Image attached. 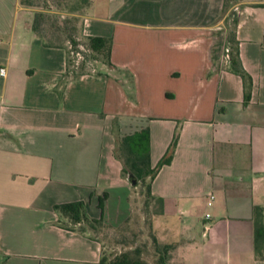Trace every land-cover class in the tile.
<instances>
[{
    "label": "crops",
    "instance_id": "1",
    "mask_svg": "<svg viewBox=\"0 0 264 264\" xmlns=\"http://www.w3.org/2000/svg\"><path fill=\"white\" fill-rule=\"evenodd\" d=\"M260 3L230 7L244 103L232 35L216 41L222 0H89L82 33L111 39L109 64L78 76L32 32L37 8L0 0V264H98L102 242L54 205L81 202L117 227L131 211L126 174L152 169L153 235L173 245L162 264H264L252 222L264 204Z\"/></svg>",
    "mask_w": 264,
    "mask_h": 264
},
{
    "label": "trees",
    "instance_id": "2",
    "mask_svg": "<svg viewBox=\"0 0 264 264\" xmlns=\"http://www.w3.org/2000/svg\"><path fill=\"white\" fill-rule=\"evenodd\" d=\"M37 0H20V3L32 6L35 8H38L33 13L32 21H31V30L32 32L38 36L42 42L43 46L46 47H62L61 43L55 42L53 40V37H51L52 30L51 28V22L49 21L53 5L46 3L47 0H42V5H39L36 3ZM80 3L82 14L84 12V9L89 5V0H78ZM228 1H237V0H222V7L224 8L226 3ZM260 5H264L263 3H260ZM41 8V9H40ZM71 12V11H69ZM50 22L47 30L44 27V23ZM236 22V18H232V28ZM64 29V27H63ZM80 30L82 31V28L80 27ZM80 32L82 43L90 50L92 53L93 58H96V60L100 64L108 65L109 64V51H110V44L111 39L110 38H104V37H96V36H87ZM232 35V39L230 38V44L231 49L229 48L228 52V63L229 68L232 72L237 74L242 81V91H243V101L244 103L248 100L249 97V90H250V78L246 74V72L241 68L238 60V53L236 49L235 41L233 40V32L231 31L228 33V35ZM229 38V36H227ZM67 41L70 43H73L74 45L76 42L71 39L70 36L66 38ZM229 40V39H228ZM72 44V45H73ZM65 51V62H66V73H70L72 76H78L80 74H83L82 70L79 72H75L72 74V70L69 69L68 65V51L64 48ZM99 57V58H98ZM175 143V139L172 141L170 147L168 148V154L166 157L162 159L158 163V166L161 163H167L170 158V152L173 148ZM154 173V169L150 171V174L148 176V181L145 183V200L144 203H147V200H151L150 195V181L152 179ZM140 182H144L142 179H138ZM136 186V184L134 185ZM144 204V205H145ZM54 210H56L58 213H60L64 218H66L67 222L70 224H78L81 225L83 228H87L88 231L91 233V237L97 241L102 242V246L104 243V236L106 235V230L112 231L113 233H116L119 235L118 241H116L118 244L122 243L121 235L124 234L125 228L130 223H135L132 219V215L135 212V208L132 206V210L130 211V216L126 218L124 222H122L117 227H108L102 224L101 220L99 219H89L87 218L83 213V207L81 202H69V203H62L54 205ZM152 214H155V211L152 212ZM252 222H253V251L256 257L260 259H264V204L259 206H254L252 208ZM98 235H101V237L98 238ZM124 237V235H123ZM152 244L154 245V250L157 253V264H162L163 262V255H165L166 251L172 248L173 245L171 244H164L160 245L156 242L154 235L151 237ZM159 246V249L158 247ZM139 250L136 247L129 246L127 249L125 248L122 251H119L117 254H113L111 257L106 256L104 254V251L100 252L98 264H145L139 257H138Z\"/></svg>",
    "mask_w": 264,
    "mask_h": 264
},
{
    "label": "rangeland",
    "instance_id": "3",
    "mask_svg": "<svg viewBox=\"0 0 264 264\" xmlns=\"http://www.w3.org/2000/svg\"><path fill=\"white\" fill-rule=\"evenodd\" d=\"M264 2V0H237L228 1L223 8V14L225 18L222 25H225V29L222 28L216 30V41H218V48H221V38L228 35L229 31L232 30V18L234 12L230 9L233 5L243 4H257ZM36 3L42 5V0H37ZM46 3L53 5L51 16L49 21L51 22V37L57 43H61L63 49L68 51V65L69 69L72 70V74L82 70L84 73H94L99 69L100 63L93 58L92 53L88 48L82 43V38L80 35V27L82 22V11L80 3L78 0H47ZM39 9V7L37 8ZM41 9V8H40ZM71 11V12H69ZM43 24L46 31L50 22ZM64 27V29H63ZM81 31V30H80ZM222 32L220 34L219 32ZM82 33V31H81ZM71 37L73 42L70 43L66 38ZM73 44V45H72ZM99 58V57H98ZM66 63V62H65ZM131 174L127 173L126 175ZM144 182L136 180L134 185H130V209L132 206L135 208V212L132 215V219L136 221L135 223H130L124 230V237L121 235L122 243L118 244L116 241L119 239V235L113 233L112 231L106 230V235L104 236L103 251L106 256H112L117 254L119 251L127 249L129 246L136 247L139 250L138 257L145 264H157V253L154 250V245L152 244L151 237L153 235L151 226L152 212L156 211L155 204L144 203L145 200V183L148 181V177L142 179ZM145 204V205H144ZM130 216V214H129ZM128 216V217H129ZM127 217V218H128ZM67 222V220L65 221ZM67 224V223H66ZM101 235H98V238ZM160 246V245H159ZM159 246L158 249H159Z\"/></svg>",
    "mask_w": 264,
    "mask_h": 264
},
{
    "label": "built area",
    "instance_id": "4",
    "mask_svg": "<svg viewBox=\"0 0 264 264\" xmlns=\"http://www.w3.org/2000/svg\"><path fill=\"white\" fill-rule=\"evenodd\" d=\"M226 52H227V49H225V53ZM226 57H227V55H225V58ZM4 73H5L4 68L3 67H0V76H4ZM212 199H213V195L212 194L208 195L206 204L207 205H210L211 202H212ZM208 217H209V214L208 213H205L204 214V218H208ZM203 228H204V231H205L207 229V226L205 225Z\"/></svg>",
    "mask_w": 264,
    "mask_h": 264
},
{
    "label": "water",
    "instance_id": "5",
    "mask_svg": "<svg viewBox=\"0 0 264 264\" xmlns=\"http://www.w3.org/2000/svg\"><path fill=\"white\" fill-rule=\"evenodd\" d=\"M127 181L129 182L130 185H134L136 182V178L133 174H128Z\"/></svg>",
    "mask_w": 264,
    "mask_h": 264
}]
</instances>
